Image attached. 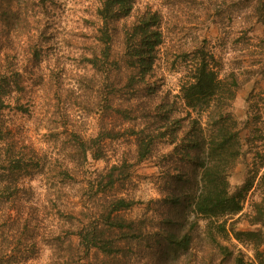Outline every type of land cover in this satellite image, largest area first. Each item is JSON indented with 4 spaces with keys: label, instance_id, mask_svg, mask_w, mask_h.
I'll list each match as a JSON object with an SVG mask.
<instances>
[{
    "label": "rangeland",
    "instance_id": "obj_1",
    "mask_svg": "<svg viewBox=\"0 0 264 264\" xmlns=\"http://www.w3.org/2000/svg\"><path fill=\"white\" fill-rule=\"evenodd\" d=\"M102 1L0 0V189L27 200L0 208V264L264 263V0H136L113 24L120 70L92 63ZM144 10L162 42L129 79L123 30ZM201 50L238 83L226 120L182 98ZM221 127L229 189L247 191L238 213L209 217L195 201ZM137 138L151 140L143 159ZM119 198L131 205L115 210Z\"/></svg>",
    "mask_w": 264,
    "mask_h": 264
},
{
    "label": "trees",
    "instance_id": "obj_2",
    "mask_svg": "<svg viewBox=\"0 0 264 264\" xmlns=\"http://www.w3.org/2000/svg\"><path fill=\"white\" fill-rule=\"evenodd\" d=\"M136 0H103L97 10V15L100 20V25L97 28L96 39L101 45L99 57L95 58L92 63L95 66L101 63L113 64L115 70H120L116 60H111L112 56V38L114 35L113 24L120 20L127 18L134 10ZM160 16L157 12L151 10H144L134 22L126 26L123 30L124 42V67L130 70L129 79H132L134 74H137L140 79L150 71L157 47L162 42V33L159 28ZM199 56L194 66L190 69L188 80L182 86V98L185 105L189 108L196 109L198 106L205 104L206 108L203 111L207 112V118L212 120L216 116L225 120L230 117L229 108L231 101L235 96L238 88V83L233 77L220 78L217 71V62H215L212 55L199 51ZM18 75V74H17ZM19 75L17 80H14L16 87L20 90ZM9 80L6 77H0V102L3 105V97H10L7 95L8 91L5 86ZM4 83V86L2 84ZM230 119V118H229ZM198 121V120H196ZM223 128L219 129L218 135L212 136L210 139V155L211 159L208 164L202 163V188L196 197L195 211L197 214L204 216H222L227 214H235L241 210V203L245 197L247 188L245 186L237 188L235 191L229 189L227 182V174L225 164L227 165V157H225L226 146L229 138L222 133ZM138 139V138H137ZM144 142V138L137 140L138 156L143 159L149 152V144ZM197 142L189 146L196 147ZM189 150V148L187 149ZM222 150V153H220ZM22 168L21 162L16 161V166L13 170ZM12 171V170H11ZM70 170H66L68 175ZM21 179L24 177L22 172H15L11 177L16 176ZM10 184V182H9ZM109 184H113V180H109ZM91 187H94L93 184ZM25 189L20 186L8 187L4 185L0 189V208L4 214L7 215L9 209L8 205H14L20 209L23 202H27L22 196ZM115 210L127 208L131 205L123 198L116 199L113 202ZM72 210L67 211L69 216L67 222L70 225L80 223L72 214ZM72 217V218H70ZM83 226H75V235L82 236ZM247 236H255L256 234L250 232ZM85 236V235H84ZM187 239L179 240L176 243L182 244ZM172 243L175 242L172 238ZM175 243V244H176ZM89 245H87V248ZM234 264H252L246 263L242 258L236 256ZM260 264H264L260 262Z\"/></svg>",
    "mask_w": 264,
    "mask_h": 264
}]
</instances>
